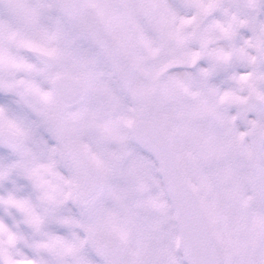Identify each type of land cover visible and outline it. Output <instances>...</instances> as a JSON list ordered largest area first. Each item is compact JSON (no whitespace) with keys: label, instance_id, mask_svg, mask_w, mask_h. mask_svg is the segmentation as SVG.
<instances>
[{"label":"clouds","instance_id":"obj_1","mask_svg":"<svg viewBox=\"0 0 264 264\" xmlns=\"http://www.w3.org/2000/svg\"><path fill=\"white\" fill-rule=\"evenodd\" d=\"M261 216L264 0H0V264H264Z\"/></svg>","mask_w":264,"mask_h":264},{"label":"snow or ice","instance_id":"obj_2","mask_svg":"<svg viewBox=\"0 0 264 264\" xmlns=\"http://www.w3.org/2000/svg\"><path fill=\"white\" fill-rule=\"evenodd\" d=\"M131 125L132 122L129 121V126L131 127ZM161 172H163L164 176L168 179L169 192L172 194L174 207L176 209L175 218L178 220L190 218L191 212L189 210L188 204L189 201L191 200V194L189 193L187 188H185L179 181L170 177L167 168H161ZM226 178L232 183V188L229 193V196L238 198L239 203L243 207H247L249 199H251V197L246 198L245 196L246 189L240 183H238L233 179V176L230 172L226 173ZM141 188L142 190H147V185L142 184ZM210 188H211V184L208 178L201 177L199 182V187H192V191L196 193L202 191L207 192ZM254 191H256L255 188ZM145 206L159 210L161 213L164 214L165 219L168 218L167 210L169 208V205L165 202H162L159 196L152 197L151 199L146 201ZM200 206L213 223H218L223 219L220 216V213L217 210L216 206L212 203H209L206 199L204 198L201 199ZM253 226L264 228V216L254 218Z\"/></svg>","mask_w":264,"mask_h":264}]
</instances>
